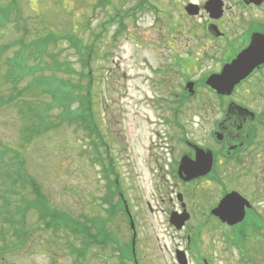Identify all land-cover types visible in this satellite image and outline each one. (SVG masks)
Here are the masks:
<instances>
[{
    "label": "rangeland",
    "instance_id": "rangeland-1",
    "mask_svg": "<svg viewBox=\"0 0 264 264\" xmlns=\"http://www.w3.org/2000/svg\"><path fill=\"white\" fill-rule=\"evenodd\" d=\"M140 1L16 0L21 19H16V10H13L0 28V46L16 42L21 35L16 20L21 25L25 23L26 34L30 37L48 32L57 35L68 33L86 44H93L89 76L78 79L74 73L81 69L76 62L78 54L71 42L60 38L56 45L50 44L47 51L52 55L51 61H57L63 70L59 73L37 70L18 82L17 87L23 88L34 77L52 73L71 84H85L90 90L93 120L101 137V140L98 137L94 139V133H88L74 118L60 120L58 115L62 109L59 108L47 110L46 120L40 122V116L28 121V116L22 112L25 108L19 101L0 106V147L20 151L27 171L39 182L51 205L69 214L78 227L73 223L74 232L54 230L47 227L33 209L29 210L24 218V226L31 231L28 239L6 255L14 261L24 264H74V256L68 252V244L71 243L85 251L86 257H81L80 264H119L111 255L110 241L105 240L108 235L105 226L109 232L113 230L122 244L127 240L126 224L118 218L120 215L115 216L114 221V216L106 218L109 205L103 202V198L110 203L109 199L106 200L109 192L106 183L108 177H112L113 180L117 178L118 192L134 201L138 231L148 237L151 247L144 255V264H171L172 251L177 246L176 233L168 227L164 214H160L158 220L154 216H146L145 201L149 200L152 204L153 201L160 202L152 187H156V178L162 179V172L170 170H158L155 158L156 152L166 147V134L177 128L170 110L173 94L183 91L186 78L193 80L201 73H194L186 57L196 58L202 54L195 34L204 32L202 22L205 15L202 17V12L188 15L183 7L187 2L202 6L205 0H149V5L138 9L134 17L113 24L110 18L116 10L123 13L135 8ZM6 3L7 0H0L1 5ZM101 21L104 22L102 27L99 26ZM14 49L6 50L0 57V98L4 96L3 99L16 93L13 84L6 81L8 66L5 63L6 55H11ZM173 58L181 62L180 68ZM43 59L50 60L47 55ZM64 60L70 62L71 71L65 70ZM28 64L32 65L33 61ZM87 70L83 69L85 73ZM26 93L24 98L33 101V105L50 100V95L40 89ZM200 96L204 98L208 94L201 92ZM197 102V98L186 95L178 113L179 124L187 130L191 129L192 103ZM78 105L75 102L71 108L75 109ZM47 122L57 125L51 124L43 129L40 124ZM36 123L40 126L35 131L38 134L24 141L25 127ZM177 149L178 145L175 146ZM6 160L10 159L6 157ZM166 180V183L160 182L164 184L160 194L165 198L161 209L170 210L172 202L166 195L175 189L170 175L166 174ZM8 188V184L0 178V195L11 197ZM19 190L24 198L32 197L27 192L28 186ZM3 211L0 212V229L12 239L10 223L3 220L6 217ZM99 218H104L101 221L105 224L100 227L101 234L96 238L102 246L87 240L86 231H82L94 219L99 227ZM214 246L218 251L222 244ZM97 252L103 254L107 261L98 258Z\"/></svg>",
    "mask_w": 264,
    "mask_h": 264
},
{
    "label": "flooded vegetation",
    "instance_id": "flooded-vegetation-1",
    "mask_svg": "<svg viewBox=\"0 0 264 264\" xmlns=\"http://www.w3.org/2000/svg\"><path fill=\"white\" fill-rule=\"evenodd\" d=\"M217 1L221 3L217 17L203 13V5L197 4L205 15L204 32L195 34L202 54L186 59L195 74L201 72L190 80L191 96L198 104L192 103L191 129L172 128L165 136L166 147L156 152V168L170 170L162 172V179L156 178L152 187L160 202L146 200L145 211L157 220L164 214L176 233L171 264H264V0ZM238 57L236 69H250L229 93L218 94L206 85L209 76L221 73ZM201 92L208 96L198 97ZM176 99L181 101L179 96ZM178 116L176 112L173 117ZM183 158L196 167L190 178L179 171ZM198 164H202L199 169ZM166 174L175 189L166 195L172 202L170 210L161 209L165 198L160 182H168ZM108 199L110 203L103 198L109 205L105 217L114 216V221L120 215L127 228L122 244L105 226L111 255L119 264H144L151 246L138 231L134 201L123 193L107 194ZM22 243L0 240V264H24L6 256ZM218 243L222 247L216 251ZM97 256L107 261L100 252Z\"/></svg>",
    "mask_w": 264,
    "mask_h": 264
},
{
    "label": "trees",
    "instance_id": "trees-1",
    "mask_svg": "<svg viewBox=\"0 0 264 264\" xmlns=\"http://www.w3.org/2000/svg\"><path fill=\"white\" fill-rule=\"evenodd\" d=\"M13 10H16V19L20 20L21 17L16 6V0H7L5 5L0 4V28L6 23L8 16ZM125 13H127V11H125ZM110 19L117 23L116 20H113V17ZM18 20H16V24L21 34L19 38H17L14 43H6L0 46V57H2L6 50L8 52L11 48L15 47L11 55H6L5 63L8 66L6 81L13 84V90L16 91V93L9 95L7 99H3L4 96H2V98H0V106L2 104L16 103V101H19L20 105L25 108L22 112L28 116V121H31L32 117L35 118L36 116H40L38 117L40 122L46 120L45 112L47 110H52L53 108L62 109L58 115L60 120L66 121V119L74 118L79 122L81 127L88 131V133H94V139L99 138L101 140L97 125L93 120V112L90 106V90L85 84L81 85L79 82L71 84L69 81H63L52 73L47 76L34 77L23 88L17 87L18 82L22 81V79L28 75H33L37 70H50L58 73L63 70L57 65V61H51L52 55L48 54L47 51L48 46H50V44L56 45L60 38H64L68 42H71L72 47L75 48L78 54L76 62L81 65V69L74 72L78 79L85 78L87 75L89 76L91 74V69L89 68L90 60L94 53L93 44H86L74 34L68 33L57 35L54 32H48L42 36L30 37L26 34L27 27L25 23L21 25ZM22 21L24 22L25 20L23 19ZM45 55L49 56V61L43 59ZM37 59L39 60L37 61ZM30 60L33 61L32 65L28 64ZM63 66L68 72L72 70V66L68 60L63 61ZM87 68V73H85L83 69ZM87 83L89 84L91 82ZM38 89L42 92H47L50 95V100L46 103L33 105V101L25 99L24 97L27 95V91ZM75 102H78L79 105L76 106L75 109H72L71 106ZM40 106L42 108H40ZM39 109L42 110L41 113H39ZM54 124L57 125L53 122L41 123L40 125L44 129V127H48L49 125L53 126ZM39 127L37 123L29 127L26 126L24 129L25 134L23 135L24 141L27 142L33 139L32 137L38 134L35 133V131L40 129ZM100 143H102V141H100ZM94 146L97 149V146ZM6 157L10 160H6ZM111 171L112 169H110V174H112ZM0 178L3 182L8 184L9 188L7 191L11 194V197L0 195V198L3 197L2 203L5 206L11 205L10 208L3 207L0 210V212H2L4 209L3 213L6 217L3 218V220H6L7 223L12 225L11 228H13L14 236L11 234L12 239L10 240L16 239L18 241H24L28 239L31 231L24 226V218L31 209L37 213V216L44 221L47 227H51L54 230L59 229V231L60 229L70 230V232L75 231L72 229L74 228L73 223L75 224L73 218L59 208L51 205L48 197L42 192L39 182L33 177V174L27 171L21 160L19 150L6 146L0 147ZM27 186L29 187L27 192L32 194V197L29 199H27V197L24 198L25 196H23L19 190L20 188L23 190ZM106 188L109 193L118 192L117 178L113 180L112 177L110 179L108 177ZM96 225L94 219V222L92 221L89 227L85 225L86 228L82 230L86 231L84 235L86 239L90 240L92 243L97 241V232L100 226L103 225V222H99V227ZM94 229L96 232L92 231ZM69 249L70 252L75 255L76 262H78L80 257L85 256V251L83 249L73 246L70 243Z\"/></svg>",
    "mask_w": 264,
    "mask_h": 264
},
{
    "label": "water",
    "instance_id": "water-1",
    "mask_svg": "<svg viewBox=\"0 0 264 264\" xmlns=\"http://www.w3.org/2000/svg\"><path fill=\"white\" fill-rule=\"evenodd\" d=\"M221 3H219L217 0H208L205 5L204 9L210 13V15H215L216 17L220 15V9ZM186 10L188 14L190 15H196L199 11V8L195 4H189L186 7ZM239 57L229 65L226 69H224L220 74L218 75H211L207 79V84L211 86L212 88L216 89L218 93H224L225 91H230L233 87V85L243 76L245 75L250 68H248L245 71L236 69L238 68L239 64ZM188 90L191 92L192 91V83L187 84ZM202 166V164H198V169ZM183 169L187 174L188 177H191L194 174H191L196 167L191 165V163L185 159L181 161L180 164V169ZM182 222L180 224H177L178 227H180Z\"/></svg>",
    "mask_w": 264,
    "mask_h": 264
}]
</instances>
